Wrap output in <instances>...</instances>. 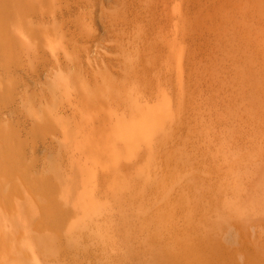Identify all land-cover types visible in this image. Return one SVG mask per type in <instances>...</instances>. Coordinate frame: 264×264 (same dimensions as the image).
<instances>
[{
	"label": "rangeland",
	"instance_id": "1",
	"mask_svg": "<svg viewBox=\"0 0 264 264\" xmlns=\"http://www.w3.org/2000/svg\"><path fill=\"white\" fill-rule=\"evenodd\" d=\"M238 1L187 0L185 3L189 21L186 36L192 40H186L191 51L187 50L189 57L196 60V74L201 73V79L197 78L195 101L190 107L192 119L184 123L186 126L181 125L185 128L180 129V135H172L171 140L167 137L168 142L162 143L169 149L162 148V157L166 156L161 159L165 174L161 171L159 177H148V167L152 168L153 161H145L144 157L143 165H135L132 171L122 175L116 171L114 189L116 193L121 191L108 206L91 208L89 213L99 210L96 218L101 217L98 220L89 216L86 210L80 211L83 206L79 203V187H76L89 182L82 179L87 175H81L87 168L80 170L74 162L83 157L79 152L80 157H76V150L83 142V136L79 134L80 123L86 120L82 107L86 101H94L96 105L100 99L103 103L102 100L99 102L105 105L109 94L117 87L115 94L120 92L119 89L127 95L136 94L134 80L111 74L118 69L111 60L128 66L135 64L139 60V48L148 43L166 47L168 42L163 61L166 56L173 55L174 38L165 39L161 35H165L166 27L175 30L177 19H174L173 11L179 8L180 0L173 4H167L166 0H46V5L37 2L34 6L31 15L34 20L29 17L31 19L24 20L23 24L15 21L18 31L25 27L31 33L32 42L27 41L20 47L22 56L30 51L31 58L25 64L29 67L27 72L32 70L29 76L26 72L14 74L8 63L6 45L0 41V50H5L2 54H6L0 52V59H3L0 60V264H39L41 259L45 262L41 260L44 263L40 264H264V22L254 21L245 9L242 16V9L237 8ZM263 5L264 0L260 7L264 8ZM260 14L264 18V9ZM69 22L74 31H79L80 52L67 48ZM189 34L193 35L191 39ZM44 43L47 44L43 46ZM43 47L47 49L45 58L38 54V48ZM85 47H89L87 52H84ZM168 51L172 53L168 54ZM66 53L70 58L65 56ZM94 53L93 60H88L87 56H94ZM59 55L63 62L57 60ZM33 70L42 71L40 79L37 80ZM98 97L100 99L96 101ZM71 107L75 109L74 113ZM5 111L10 113L5 114ZM33 113L38 114L36 119L41 116L40 119L53 122L55 129L39 120L38 124ZM124 113L123 117L119 112L112 115L113 122L103 126L112 128V132L106 130L104 136L110 133L111 139L115 140L121 130L132 126L130 121L134 117L127 111ZM27 115L38 126L42 124V128L33 122L24 126L25 120L29 121ZM32 125L37 129L30 132ZM167 129L166 136L173 130ZM48 137L55 138L54 142L50 143ZM42 142L47 144L45 148ZM121 143L119 146L124 150H119L118 146L113 152L115 157L123 152L129 154L131 143ZM34 147L36 159L31 155ZM70 152H74L73 162H70ZM38 167H42L39 171L43 168L45 171L34 173ZM218 167L221 173L220 188L215 184L217 190L211 179L212 172ZM7 169L18 177L7 178L4 174ZM46 172L47 176L44 175ZM77 173L80 178L75 177ZM73 175L78 180L75 181L77 185ZM28 183L37 184L40 193L61 201L54 204L55 208L58 204V209L68 207L67 215L55 217L56 227L53 220L42 216V203L37 194L33 196ZM14 191L22 199L10 202L9 196ZM72 192L77 194L75 199L73 195V200H68L70 205L66 202L69 206L62 205V198L56 197H64L63 194L66 198L68 194L72 197ZM72 201H76L75 207L82 206L76 208L82 212L81 217L80 213L75 216L78 211L74 206L70 207ZM111 209L115 216L109 211ZM102 210L108 212L107 221L110 216L111 223H103ZM85 213L87 218L95 219L91 218L94 222L101 220L91 223L92 220L86 219L85 222ZM77 218L84 219L79 221ZM109 230L113 231L110 233Z\"/></svg>",
	"mask_w": 264,
	"mask_h": 264
},
{
	"label": "bare ground",
	"instance_id": "2",
	"mask_svg": "<svg viewBox=\"0 0 264 264\" xmlns=\"http://www.w3.org/2000/svg\"><path fill=\"white\" fill-rule=\"evenodd\" d=\"M179 0H166V3L167 4H173L175 2H177ZM263 1V0H262ZM262 1L260 0H239L238 1V6L237 8L239 10H241V15L244 16L245 13L243 12V9L245 10H248L247 12L249 13V15L253 18L254 21L256 22H259V23H263L264 22V18L261 16L260 12H262V9H264L263 7H260V4H262ZM37 2H40V3H44V5H46V0H0V41L6 45L4 46V48L6 49L5 50H0L1 54L3 51H5L7 53V55H9V58H8V63L10 65V68L12 69V71L14 72V74L16 75H21L23 72H26L24 74L28 75V73H30V69L29 72H27V68H29L27 66V64H25L27 61L30 60L31 56H30V51H28L29 53H27V55H23V56H26L25 59L24 57L21 55V50L22 48L20 46H22V44H24L25 42H32L31 40V33L29 32V30L25 27L21 28L20 31H18V29L14 26V23L15 21H19L18 23L20 24H23L24 23V20H27V19H33L34 17H32V13H33V8L34 6L36 5ZM189 2V1H188ZM261 2V3H259ZM57 3V2H56ZM60 3V1H59ZM185 3H187V0H180V5H179V8H177L176 11H173L174 13V19L176 20L177 19V24L175 23L176 28L175 30H173L172 28H169V27H166V30L165 32L164 31V28L163 27V31L162 30H159L160 32H163V34H165L164 36L161 35L163 38L165 39H172L173 40V51L174 53L172 52H169L168 51V54L172 53L173 55H169V56H166L167 59L164 61L162 60L165 56V53H166V47L168 45V42L165 43L166 44V47H164L163 45L160 46L157 45V44H151V43H148L146 42V39H148V36H145L146 39H143L144 42H146L145 44H147L146 46L144 47H141L139 48V54L140 56L138 57L139 60L137 63L135 64H131V65H126L124 62H121V61H118L116 63H113L112 60L110 61L112 64H115L118 69H114V72L111 71V74H114V75H120V76H124L125 77V80L127 79H131V80H134V92H136V94L134 95H127V92H125L123 89H119L118 91H120L119 93L115 94L114 91L117 90L116 89H113L112 91V94L110 93L109 95V99L107 102H105L106 106L101 104V102H99L100 99L99 97L96 99L99 100L97 101V103H95L96 105H94V101L92 99V103H86L83 105L82 107V111H83V114L85 117L86 120H83V122L81 121V123H84L85 124H81L80 123V126H82V128L79 127V134L83 136V142H82V146L80 147L79 146V150L77 149L76 151V154L79 152L81 153L80 156L83 155V157H80L79 156V153L77 154L78 156L76 157H80L84 162H82L81 160L79 161V159H77L80 164H78L79 162L77 161H74L75 162V165L77 163V167L81 170L83 169L84 167L87 168L86 169V173H85V170L82 171V174H81V171L80 174L83 175H87V177H83L82 179L85 178V182L89 181L88 183H86L87 185H78L76 187H79L77 188L78 190V193L80 192V200H79V203L82 204V209L85 208V209H81V207H75L76 204V201L78 203V200H76L75 202L72 201V208L75 207V209H81L80 211H84L86 210L87 214H89V216L93 215L95 216L94 218H96V215L98 214V211L97 213H89V211L91 210L92 212V209L91 208H95L97 209L98 205H102V206H108L109 202H111V199L113 197H115V194H118V192H120L121 190H117V193L115 191V176H116V171H119V175H122L123 172L125 171H132L131 168H133L135 165L139 167V165L141 166V164L143 162L142 159L144 157V160L145 161H153L151 164H152V168L148 167V171H149V175L148 177H159L161 171H163L162 173H164V170H166V168L164 169V165H162L164 162H162L163 160H161L162 158H165V157H162L163 155V149L166 147V146H162V143H164L165 141H167L168 139L172 138L171 136L173 135V137L175 135H177V133L179 134L180 132V129H184L185 128V124H187L188 122H190V120L192 119V114L190 112V107L193 105V101H195V94H196V90H197V78L201 79V73H198L196 74V69L195 68V59L193 60L192 57H189V53H188V50L189 49V44H187L188 42L186 41L188 39V37L186 36V34L189 33V31L187 30V26L188 25V13H186L187 9L184 8L185 6L187 7V5H185ZM58 4V3H57ZM153 5V4H152ZM264 6V5H263ZM186 9V11H185ZM68 12V11H67ZM148 13V12H147ZM144 14V13H143ZM59 15V14H57ZM145 15H148V14H145ZM39 16V14H38ZM60 16V15H59ZM31 17V18H29ZM37 17V16H36ZM150 17V16H149ZM147 18V17H146ZM152 18V17H151ZM37 19V18H35ZM34 20V19H33ZM153 20V18H152ZM189 20H190V23H191V19H190V16H189ZM167 21V20H166ZM34 22V21H33ZM168 22V21H167ZM175 22V21H174ZM31 23V22H30ZM69 27H68V36H69V40H68V43H67V48H69L70 50L73 49V50H77L80 52V49H81V45H80V40L78 39V36H77V31H74L71 27L72 23L69 22ZM153 23V22H152ZM170 23V22H169ZM189 23V24H190ZM205 23V21H204ZM209 24V23H208ZM74 25V23H73ZM103 25V23H102ZM154 26V24H152ZM168 25V24H167ZM194 25V24H193ZM263 24H261L262 26ZM75 26V25H74ZM153 26L151 27L153 29ZM191 26V25H190ZM65 27V26H64ZM78 27V26H76ZM195 27V26H194ZM103 28V27H102ZM159 28V27H158ZM157 28V29H158ZM190 27H188L189 29ZM204 28V26H203ZM148 29H150L148 27ZM151 29V30H152ZM156 29V28H154ZM153 29V30H154ZM172 29V30H171ZM193 29V28H192ZM99 30V29H98ZM187 30V31H186ZM17 31L19 32V34H17ZM148 31V30H146ZM193 31V30H191ZM190 31V32H191ZM213 31V30H212ZM216 31V30H215ZM79 32V31H78ZM81 32V31H80ZM152 32V31H150ZM149 32V33H150ZM155 32V31H154ZM187 32V33H186ZM208 32V31H207ZM206 35L208 36L209 33ZM195 33V32H194ZM67 34V33H66ZM80 34V33H79ZM99 34V33H98ZM148 34V33H147ZM151 34H154V33H151ZM158 34V33H156ZM196 34V33H195ZM213 34V33H212ZM211 34V35H212ZM155 35V34H154ZM190 35V34H189ZM204 35V33H203ZM85 35H81L80 37H84ZM101 36V35H100ZM160 36V37H161ZM193 36V35H192ZM190 35V39L192 37ZM206 36V37H207ZM96 37V36H95ZM94 37V39H95ZM144 37V38H145ZM158 37V36H157ZM67 38V37H66ZM92 38V36L90 37ZM98 38V37H97ZM101 38V37H100ZM99 38V39H100ZM155 38V37H154ZM164 39V40H165ZM84 40V39H83ZM149 40V39H148ZM189 40V39H188ZM194 40V39H193ZM89 41V40H88ZM91 41V40H90ZM96 41V39H95ZM167 41V40H166ZM164 41V42H166ZM171 41V40H170ZM169 41V43H170ZM190 41V40H189ZM192 41V40H191ZM190 41V42H191ZM46 42V41H45ZM85 42V41H83ZM93 42V41H92ZM154 42V41H153ZM43 44V43H42ZM45 44L47 43H44L43 46H45ZM97 45L99 43H96ZM49 45V44H48ZM66 45V44H65ZM92 45V44H91ZM97 45L95 47V50H97ZM144 45V44H143ZM191 45V43H190ZM247 45V44H246ZM62 46V45H61ZM170 46V44H169ZM193 46V44H192ZM1 47V46H0ZM3 48V49H4ZM57 48V47H56ZM62 49V47H60ZM170 48V47H169ZM2 49V48H1ZM46 49V48H45ZM44 47L43 49H39L38 48V54L41 53V55L45 58L46 55H47V49L45 50ZM59 49V48H58ZM89 49V47H85V50L84 52H87ZM93 49V48H92ZM188 49V50H187ZM250 49V48H249ZM66 50V49H65ZM169 50V49H168ZM191 51V50H190ZM251 51V50H250ZM67 52V51H66ZM83 52V53H84ZM90 52H92L90 50ZM89 52V54H90ZM64 53V52H63ZM96 53V52H95ZM95 53H94V56H90L92 55V53L87 56L88 60H93V58L95 57ZM5 53H3L2 55H4ZM23 54V52H22ZM59 54V53H58ZM82 54V53H81ZM167 54V55H168ZM198 54V53H197ZM6 55V54H5ZM65 56L67 58H70L69 54L66 53ZM86 56V55H85ZM100 56V55H99ZM3 57V56H2ZM98 57V56H97ZM96 57V58H97ZM194 57V55H193ZM5 58V57H4ZM62 57L59 55L57 57V60L58 61H61ZM196 58V57H195ZM85 59V58H84ZM83 59V60H84ZM99 59V58H98ZM97 59V60H98ZM101 59V58H100ZM105 59V58H104ZM109 59V58H108ZM107 59V60H108ZM0 60H3V59H0ZM6 60V59H4ZM26 60V61H25ZM49 60V59H48ZM47 59L45 61H48ZM51 60V59H50ZM106 60V59H105ZM121 60V58H120ZM66 61V60H64ZM72 61V60H71ZM80 61V60H79ZM86 61V60H85ZM99 61V60H98ZM146 62V64L143 63ZM251 61V60H250ZM63 62V61H61ZM67 62V61H66ZM84 62V61H83ZM100 62V61H99ZM51 63V62H50ZM86 63V62H85ZM7 64V63H6ZM5 64V65H6ZM44 64H47L44 63ZM70 63H68L69 65ZM75 64V63H74ZM79 64V62H78ZM87 64V63H86ZM99 64V63H98ZM108 64V63H107ZM8 65V64H7ZM6 65V66H7ZM49 65V64H48ZM47 65V66H48ZM60 65V64H59ZM65 65V64H64ZM62 65V68L63 66ZM53 67H56L57 68V65L55 66L54 64L52 65ZM79 66V65H78ZM95 66V65H94ZM110 67V65H108ZM65 67V66H64ZM47 68V67H46ZM45 68V69H46ZM50 68V67H49ZM52 68V67H51ZM71 68V67H70ZM1 69V68H0ZM48 70V69H47ZM1 71H4L3 69ZM46 71V70H45ZM86 71V70H85ZM90 71V70H89ZM34 74L35 76L37 77V80L40 79V75H41V72H38V71H34ZM90 73V72H89ZM33 74V73H31ZM5 75V74H4ZM6 76V75H5ZM29 76V75H28ZM34 76V75H32ZM119 76V77H120ZM253 76V75H252ZM115 77V78H117ZM35 79V78H34ZM93 79V78H92ZM116 80V79H114ZM32 81V79H31ZM35 81V80H34ZM93 81V80H92ZM33 82V81H32ZM40 83V82H39ZM248 83V82H247ZM38 84V83H37ZM33 85V84H32ZM109 85V84H108ZM110 86V85H109ZM204 88V87H202ZM29 90V89H28ZM18 93V92H17ZM85 94V93H83ZM87 95V94H86ZM82 96V95H81ZM95 97H96V93H95ZM94 97V98H95ZM81 99V98H80ZM91 100V99H90ZM88 100V101H90ZM101 105H99V103ZM17 103V102H16ZM15 103V106L17 105ZM72 103V102H71ZM102 103H103V100H102ZM14 104V102H13ZM12 106V105H11ZM18 106V105H17ZM3 107V106H2ZM10 107V106H9ZM14 107V106H13ZM15 108V107H14ZM20 108V107H18ZM69 108V107H67ZM9 109V108H8ZM6 109V110H8ZM11 109V108H10ZM9 109V110H10ZM16 109V108H15ZM8 110V111H9ZM13 110V109H12ZM72 112L74 113V108L71 107ZM7 111V112H8ZM13 114L15 113V110H13ZM127 111L129 113H131L132 115V118L134 117V120L130 121V123L132 122V126L129 128V129H125V130H121L120 131V136L115 138L114 139H111V134H107L106 136H104V132L106 130H110L112 128H103V126H107V125H110L113 119V114L114 113H117L119 112L120 115L123 117L122 114H125L124 112ZM11 112V110H10ZM8 112V113H10ZM19 112V111H18ZM122 112V113H121ZM6 113L5 111V114H8ZM1 114V113H0ZM32 114V113H31ZM34 114V113H33ZM71 114V113H70ZM82 114V116H83ZM11 115V114H10ZM22 115V114H21ZM36 115V113L34 114ZM34 115H31V117H33ZM38 115V114H37ZM37 115L36 117H34L35 119L37 118ZM19 117V115H17ZM16 116V117H17ZM119 116V115H118ZM1 117V116H0ZM5 117V116H4ZM17 117V118H18ZM41 116H38L39 119H36L37 122L38 120L42 122V124L45 122V124H49L52 126L53 130L55 129L56 125L53 126V122H49V120H46L45 118L44 119H40ZM126 117V116H125ZM124 117V119H125ZM20 118V117H19ZM27 118H28V115H27ZM26 118V119H27ZM29 121H26L25 120V123L24 121L22 123H24V126L28 125V122L29 124L32 123L34 125H37L39 124H36L37 122L32 118H28ZM30 119H31V122H30ZM49 119V117H48ZM50 119H52V117H50ZM55 119V118H54ZM44 120V121H43ZM126 120V119H125ZM21 122V121H20ZM36 122V123H35ZM56 123V120L54 121ZM187 122V123H186ZM121 123V122H120ZM185 123V124H184ZM41 124V123H40ZM41 124V125H42ZM43 124V125H45ZM184 124L185 126L184 127H181V125ZM22 125V124H21ZM32 125V127H28L30 129V132L34 131L35 129H37V126H34ZM40 126V128H42ZM42 125V126H43ZM23 126V127H24ZM30 126V125H29ZM38 126V127H39ZM170 128L171 127V130L172 132L167 136L165 135V132L168 131L167 128ZM27 128V129H28ZM46 128V127H44ZM28 129V130H29ZM57 129V128H56ZM26 130V129H25ZM26 130V131H28ZM49 131L50 133L53 131ZM48 132V131H47ZM109 132V131H108ZM28 133V132H27ZM182 133V132H181ZM180 135V134H179ZM56 137V136H54ZM168 137V139H167ZM178 137V136H177ZM47 138V137H46ZM50 143H53L55 140L52 139L51 137H48ZM167 139V140H166ZM175 139V138H174ZM41 140H44V139H41ZM47 140V139H46ZM45 140V141H46ZM46 141L49 143V141ZM114 140V141H113ZM171 140V139H170ZM169 140V141H170ZM44 141V142H45ZM125 141H128L131 148L129 151H127V153H129L128 155L126 154H123V153H119V154H115L116 157L113 155L114 153L113 152H116L117 149H118V146L120 145L121 142H123V144L125 143ZM173 141V139H172ZM43 143V147L45 148L47 144H44ZM45 142V143H46ZM168 142V141H167ZM166 142V143H167ZM49 143V144H50ZM172 143V142H171ZM175 143V142H174ZM122 144V143H121ZM57 145V144H56ZM165 145V143H164ZM167 145V144H166ZM175 145V144H174ZM127 146H129L127 144ZM52 147V146H51ZM78 147V146H77ZM76 147V148H77ZM125 147V146H124ZM171 147V146H170ZM169 147V148H170ZM174 147V146H173ZM84 149V150H81V149ZM119 150L123 151L124 148L123 147H120L119 146ZM123 148V150H122ZM163 148V149H162ZM75 149V148H74ZM126 149V147H125ZM167 149V147L165 148V150ZM172 149V148H171ZM170 149V150H171ZM169 150V149H167ZM147 152V153H146ZM249 152V151H248ZM32 153V152H31ZM73 155H74V152H72ZM72 153L70 152V154L72 155ZM17 154V153H15ZM68 153H66L67 155ZM170 154V151L168 152V155ZM251 154V153H250ZM1 155V154H0ZM21 155V154H20ZM25 155V154H24ZM32 155V158L33 159H36V155H37V152H36V148L34 147V151L33 153L31 154ZM70 156V162L72 160H74L73 157ZM88 155H89V158L90 160L88 159ZM146 155H148V157H146ZM14 156V154H13ZM64 156V155H63ZM2 157V156H1ZM16 157V155H15ZM22 157H23V154H22ZM25 157V156H24ZM68 159L69 155L66 156ZM145 157L148 159H145ZM243 157V156H242ZM151 158L153 160H151ZM65 159V161H66ZM166 159V158H165ZM64 160V159H63ZM76 160V159H75ZM169 160V159H168ZM69 161V159L67 160ZM37 161H35L36 163ZM73 162V161H72ZM81 162H82V166L81 165ZM174 163V162H173ZM37 164H35L36 166ZM74 165V163H73ZM73 166V167H76V166ZM143 165V164H142ZM198 165V164H197ZM34 166V167H35ZM43 166V165H42ZM174 166V165H173ZM219 166V165H218ZM44 167V166H43ZM82 167V168H81ZM138 167H135V168H138ZM167 167V165H166ZM196 167V166H195ZM199 168V166H197ZM42 168V167H40ZM39 167L35 170L34 173H40ZM77 168V169H78ZM187 168V167H186ZM72 169H75V168H72ZM71 169V170H72ZM131 169V170H130ZM143 169V168H141ZM164 169V170H162ZM180 169V168H179ZM197 169V168H196ZM2 170V168H1ZM43 170L45 171V169L43 168ZM42 170V171H43ZM172 170V169H171ZM184 170V169H183ZM39 171V172H38ZM41 171V172H42ZM169 171V170H168ZM14 171H10V169L6 170L4 172L5 176H7V178H11L14 180V177H15V173H13ZM78 172V173H79ZM211 174V170L209 171ZM33 173V174H34ZM75 173H76V169H75ZM78 173L77 175L75 174V177H78L80 178L81 176H78ZM170 173V172H169ZM214 173L212 179L210 177L211 180L214 181V185L217 183H219V179H220V173H221V170L220 168L218 167L217 171L215 172H212ZM79 174V175H80ZM129 174V173H128ZM195 174V173H194ZM47 176V172L46 174H44ZM83 175V176H85ZM162 175V174H161ZM199 175V174H198ZM49 176V175H48ZM4 177V176H3ZM18 177V176H17ZM15 177V179L17 178ZM74 177V175L72 176ZM74 177V178H75ZM126 177V176H125ZM205 177V176H204ZM6 178V177H5ZM48 178V177H47ZM117 178V177H116ZM123 178V177H122ZM77 178H75V180H73V182L75 183ZM82 179H79L82 180ZM118 179V178H117ZM208 178V180H210ZM9 180V179H8ZM48 180V179H47ZM127 180V178H126ZM202 180V178H201ZM78 181V180H77ZM76 181V182H77ZM84 181H82L84 183ZM165 181V180H164ZM173 181V180H172ZM82 182H79V183H82ZM121 182V181H120ZM204 182V181H202ZM119 183V182H118ZM205 183V182H204ZM203 183V184H204ZM76 184V183H75ZM78 184V183H77ZM76 184V185H77ZM123 184V183H122ZM198 184V183H197ZM201 184V183H200ZM199 184V185H200ZM30 185V186H29ZM37 185V184H36ZM35 185V183H31L29 184L28 183V188H30V191L33 192V196L35 197V195L37 194L38 195V200L42 203V209H43V214L42 216L44 215V218H47V219H50L52 221V223H54V227H56V218L57 215H67L68 214V207L64 206L67 208H62L61 209H58L60 207V204H58V208H55V203H60L61 201H58V199H56L55 197H52V196H49L46 195L45 193H40V191H38V188L37 186ZM188 185V184H187ZM186 185V187H188ZM217 185L213 186V183H212V186L213 187H216ZM52 186V185H51ZM50 186V187H51ZM120 186V185H119ZM181 186V185H180ZM205 186V185H204ZM219 186V185H218ZM43 187V186H42ZM53 187V186H52ZM82 187V188H81ZM125 187V185H124ZM190 187V186H189ZM200 187V186H199ZM198 187V188H199ZM49 188V187H48ZM54 188V187H53ZM52 188V190H54ZM220 188V186H219ZM218 187H216V189L218 190L219 189ZM16 189V188H15ZM51 189V188H49ZM76 189V188H75ZM117 189V188H116ZM157 189V188H156ZM44 190V189H43ZM51 190V191H52ZM56 190V188H55ZM75 190V191H77ZM215 190V189H214ZM49 191V190H47ZM57 191V190H56ZM54 192V193H57V192ZM187 191V190H185ZM46 192V191H45ZM50 192V191H49ZM48 192V193H49ZM74 192V191H73ZM72 192V193H73ZM82 192V193H81ZM51 193V192H50ZM72 197L67 196L66 198V194H63L64 197L62 195H59V196H56L57 198L61 197L62 198V205H67L69 206L71 203V201H68V200H73L76 198V194L74 195V193L72 194ZM129 193V192H128ZM156 193V192H155ZM60 194L57 193V195ZM84 196H82V195ZM124 193H122L123 195ZM152 194V193H151ZM150 194V195H151ZM36 195V196H37ZM51 195V194H50ZM55 196V194H52ZM73 195L75 196L73 198ZM120 195V194H119ZM121 195V196H122ZM126 195V193H125ZM81 196H82V199H81ZM131 196V195H130ZM71 199H70V198ZM120 197V196H118ZM188 197V196H187ZM10 198V202H13L15 199V201H20L22 198L20 196H18V194H16V192L14 191V193H12L11 196H9ZM31 198V197H30ZM55 198L56 200L54 201ZM65 200L66 198V201ZM69 198V199H68ZM73 198V199H72ZM221 198V197H220ZM34 199V198H33ZM120 199V198H119ZM128 199V198H127ZM13 200V201H12ZM31 200V199H30ZM60 200V199H59ZM122 200V199H120ZM130 200V198H129ZM69 203H68V202ZM113 201V199H112ZM128 201V200H127ZM221 201V200H220ZM54 202V203H53ZM69 204H67V203ZM74 202V203H73ZM125 202V201H124ZM122 203V202H121ZM79 204V205H80ZM108 204V205H107ZM61 205V206H62ZM170 205V204H169ZM172 205V204H171ZM74 206V207H73ZM99 208V207H98ZM65 209V211H64ZM71 208H69L70 210ZM76 209V210H77ZM102 208H100V211H101ZM163 210V208H161ZM95 210V209H94ZM104 210V209H103ZM102 210V212L104 213V211ZM78 211V210H77ZM76 212L75 211V216L76 213H80V217L82 215V212ZM112 212V216L114 215V212L111 210H109ZM110 212V213H111ZM85 213V215H86ZM109 213V215H110ZM56 215V216H55ZM84 215V220L86 222V219H88L89 221H91L93 218V216L90 218H87V215L85 216ZM115 216V215H114ZM197 216V215H196ZM200 216V215H199ZM78 217V216H77ZM79 217V218H80ZM83 217V216H82ZM101 217L98 216V218ZM107 217H108V212L106 211V213H104L102 215V221L103 223H107L109 221V223H111V220H110V216H109V220L107 221ZM158 217V216H157ZM79 218H77L79 221H82L80 220ZM98 218H96V220H98ZM114 218V217H113ZM87 220V222H88ZM95 221V219H93ZM91 221V223H93L94 221ZM101 219H99L100 221ZM99 221H96L94 223H98ZM101 221V222H102ZM113 221V220H112ZM107 223V224H109ZM103 225V224H102ZM109 226V225H107ZM58 227V226H57ZM107 228V227H106ZM111 227H109L108 229H110ZM58 229V228H57ZM107 230V229H106ZM115 230V229H114ZM113 231V230H112ZM112 231L109 230V232L111 233ZM107 232V231H106ZM37 235V233H36ZM42 240V239H41ZM32 241V240H31ZM51 251V250H50ZM3 254V253H2ZM54 254V253H53ZM109 254V253H108ZM111 255V254H110ZM110 255H108L110 257ZM46 256V255H45ZM112 256V255H111ZM108 257V258H109ZM117 258V257H116ZM107 259V258H106ZM112 259V257H111ZM114 259V257H113ZM41 260H45V259H41ZM39 261L38 260V263L40 264V262L42 263L43 261ZM110 260V259H108ZM3 261V260H2ZM111 261V260H110ZM113 261V260H112ZM111 261V262H112ZM45 262V261H44ZM43 262V263H44ZM113 264V263H112Z\"/></svg>",
	"mask_w": 264,
	"mask_h": 264
}]
</instances>
